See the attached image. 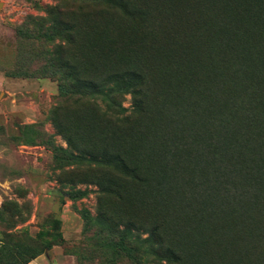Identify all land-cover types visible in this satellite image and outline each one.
Listing matches in <instances>:
<instances>
[{"label": "trees", "instance_id": "1", "mask_svg": "<svg viewBox=\"0 0 264 264\" xmlns=\"http://www.w3.org/2000/svg\"><path fill=\"white\" fill-rule=\"evenodd\" d=\"M88 1L94 12L81 8L66 38L80 52L62 46L47 54L63 95L111 96L109 115L96 104L98 115L78 109L87 117L82 130L56 112L70 145L119 171L102 182L101 214L114 224L108 195L123 200L134 185L152 217L123 222L140 230L141 264L150 256L157 264H264V0H183L167 22L144 1ZM88 21L93 35L84 38ZM145 31L157 33L163 51L150 52V37V50L136 45L124 54L111 35H151ZM124 89L134 102L123 118L113 113L120 107L113 94ZM115 126L117 138L108 135ZM126 241L122 249L134 258L140 247Z\"/></svg>", "mask_w": 264, "mask_h": 264}, {"label": "rangeland", "instance_id": "2", "mask_svg": "<svg viewBox=\"0 0 264 264\" xmlns=\"http://www.w3.org/2000/svg\"><path fill=\"white\" fill-rule=\"evenodd\" d=\"M139 1L166 22L174 6L181 9L186 4L183 0ZM92 5L88 0H0V264H141L144 259L138 245L140 230L128 231L123 225L126 218L152 219L140 192L130 185L123 200L108 195L105 210L116 221L113 224L110 216L104 217L100 187L119 171L109 173L98 166L81 143L70 145L56 124V112L65 111L63 120L70 128L74 130L78 123L82 130L87 117L78 112L81 106L96 104L101 114H110L111 96L105 92L79 98L63 95L47 54L62 46L70 47V55L80 52L66 38L75 34L73 18L83 7L94 12ZM58 8L65 14L60 16ZM81 31L84 38L92 36L91 23ZM145 32L151 35H111L127 54L136 45L145 50L150 37L153 42L158 39L155 31ZM165 46L154 42L150 52L160 53L159 47L163 51ZM81 49L89 51L85 44ZM129 90L113 94L120 102L119 108L114 107L116 116L131 113L134 99ZM94 112L99 114L95 107ZM115 127L108 135L117 138ZM129 237L140 247L133 252L134 258L121 246ZM155 259L150 256L145 264H157Z\"/></svg>", "mask_w": 264, "mask_h": 264}]
</instances>
